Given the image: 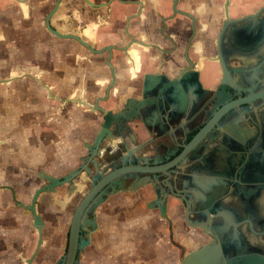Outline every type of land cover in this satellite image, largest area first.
Listing matches in <instances>:
<instances>
[{
  "label": "flooded vegetation",
  "instance_id": "obj_1",
  "mask_svg": "<svg viewBox=\"0 0 264 264\" xmlns=\"http://www.w3.org/2000/svg\"><path fill=\"white\" fill-rule=\"evenodd\" d=\"M26 5L28 54L34 59L26 74L43 88L45 99L57 102L51 108L59 115V147L74 156L54 176L81 171L73 184L54 193L61 206L56 218L69 214L68 226L53 220L51 226L42 216L43 244L34 261L40 253L42 264H65L80 201L104 176L126 168L136 172L117 174L88 204L101 202L95 213L88 212L98 227L90 235V228L83 230L75 264H111L107 251L96 250L105 247L99 217L116 213L113 203L133 195L137 214L161 215V199L167 205L178 201L187 232L176 240L167 207L172 264L188 256L192 264L193 253L212 240L219 247L206 248L202 264H251L257 254L264 256V182L257 181L255 166L258 127L237 118L247 97L240 93L264 89V0H26ZM39 71L36 81L32 77ZM262 103L255 99L244 112L254 118ZM223 109H230L228 120L220 118ZM200 130L198 148L184 156L173 153L176 138L188 143ZM0 189L10 192L15 208L33 217L13 192L24 204L33 195L26 203L12 183H1ZM8 205L12 208L11 201ZM10 214L1 210L0 219ZM9 224L0 220V233H7ZM37 242L38 235L35 247Z\"/></svg>",
  "mask_w": 264,
  "mask_h": 264
},
{
  "label": "crops",
  "instance_id": "obj_2",
  "mask_svg": "<svg viewBox=\"0 0 264 264\" xmlns=\"http://www.w3.org/2000/svg\"><path fill=\"white\" fill-rule=\"evenodd\" d=\"M25 5L23 7L16 0H0V80H11L0 83V108L6 111L5 117L0 114V184L6 183L4 174L53 173L72 164L74 158L72 152L66 153L59 147L62 139L59 115L56 108H51L57 102L45 99L43 88L26 74L34 59L28 54L31 52L27 47L30 23ZM36 62H41V59H36ZM41 77L42 71H39L32 78L38 81ZM134 197L113 203L120 208L116 210L118 213L100 215L99 220L104 227L100 232L101 241L105 247H96L97 253L106 254L107 251L111 255V264H140L142 260L150 264L156 261L172 264L167 260L170 247H174L168 220L153 210L146 214L135 213L137 203ZM5 209L10 212L11 208L8 205ZM168 210L173 215L175 238L179 240L187 228L178 201L171 199ZM26 219L14 217L13 220L19 221L15 225L8 221V232L3 235L9 239L10 247H15L21 229L26 228ZM97 243L101 244L98 238ZM107 245L111 247L110 252Z\"/></svg>",
  "mask_w": 264,
  "mask_h": 264
},
{
  "label": "water",
  "instance_id": "obj_3",
  "mask_svg": "<svg viewBox=\"0 0 264 264\" xmlns=\"http://www.w3.org/2000/svg\"><path fill=\"white\" fill-rule=\"evenodd\" d=\"M18 1V3H20L23 7L26 4V0H16ZM11 80H0V83H9ZM147 89V86H146ZM176 95L174 96L175 98V108H176V112L178 114L182 113L183 109H182V102L180 100V94L179 91L175 89ZM241 96L245 97V99H243V101H241L238 105V108H240L241 106L242 109H238V113L239 116L237 117L238 120L243 121L246 119H250L252 124L258 127V133L256 135V140L258 143V149L255 153V166H256V178L258 182H264V112L262 110V107H264V89H258L257 91L254 92H244L242 91ZM259 100L262 99L263 103L260 104L258 106V110L254 113V118L252 116H250L249 114H246L244 112V105H247L248 103H252V101L254 102V100ZM230 109H223L220 112V118L224 121V120H228V116H229V111ZM228 117V118H227ZM219 120V119H218ZM262 122V123H261ZM106 127H108L110 125V122H106ZM104 128L102 132H105L107 130V128ZM103 136H101V134L98 135V138L96 139L95 145L98 146L99 142H101ZM202 139H203V133L202 130H200L196 136H194V138H192L188 143L182 142L179 139H175L174 143V148L172 149L173 153L175 152H180L179 156H184L186 155L188 152H191L192 150H195L196 148H198V145H200L202 143ZM239 140L242 141V143L244 142V138L239 137ZM94 152H92V154H94ZM122 172V173H121ZM136 171L133 170L132 168H126V169H122V170H117V171H113L111 173H109L107 176H104L102 178V180L95 185L90 191H88V193L85 195V197L80 201L79 205L77 206L73 217H72V221H71V227H70V236H69V247H68V252H67V260L65 262V264H75V260H76V255L78 253V250L80 249V240H81V236H82V232L84 229L86 228H90L89 230V235L91 232H94L96 230V228L98 227V223L96 221V217L93 218H89L88 217V212L91 211L93 213H95L97 207L100 205L101 202L99 201H95L94 205H89L90 201L92 200V198L99 192V190L106 184H108L110 182V180H113V178L117 175V174H133ZM81 173L80 170L75 169L72 170L70 172H68L67 174H65L63 177H56L54 175H51L49 173L46 172H39L38 175L40 177V179L47 181V183H45L44 185L40 186L39 188L36 189V191L33 194V198L31 203L29 204H24L23 202L18 200V196L16 195V193L13 192L14 194V198L16 199V202L18 205L22 206L23 208H25L27 211L32 212L33 214V224L34 227L37 229L38 231V242L37 245L32 253V255L27 258L25 261V264H32L36 255L38 254L42 244H43V228H44V220L42 218V215L38 212V202L40 197L42 196V194L44 193H48V192H52V193H56L57 192V187L60 185H64V184H73L74 179ZM140 186H137V188ZM11 190H13L12 187H8ZM132 191H135L132 190ZM177 192H179L178 194L183 195V192H181L180 190H176ZM175 192V191H174ZM211 194V192L209 193V195ZM213 194V193H212ZM212 196V195H211ZM184 197V195H183ZM185 200V199H184ZM159 208H160V213L161 216L163 218H165L166 220H168L169 223H171V219L167 213V201L166 199H161V201L158 203ZM88 206V207H87ZM150 208L153 206H149ZM218 242L216 241H209L208 243L203 244L201 247H203L201 250H198L197 252L193 253V259L194 262L192 264H202L201 260L204 258V250H206V248L208 247H219ZM190 256H188L187 258H183L182 259V264H191L189 262V258ZM251 264H264V256L257 254L255 256V260L251 263Z\"/></svg>",
  "mask_w": 264,
  "mask_h": 264
},
{
  "label": "rangeland",
  "instance_id": "obj_4",
  "mask_svg": "<svg viewBox=\"0 0 264 264\" xmlns=\"http://www.w3.org/2000/svg\"><path fill=\"white\" fill-rule=\"evenodd\" d=\"M0 162H1V159H0ZM64 169H66V167ZM61 172H62L61 170H57L51 174L60 175ZM18 173L19 172H10L8 173V175H6L7 177L4 174L3 179L7 183L10 181L11 183L14 184V186L16 185L15 187L16 192H18L19 196L23 197L25 202L28 203L31 201L34 191L40 186H42L44 181L40 179L37 173L35 172H27V173H23V175L19 173L20 174L19 176L16 175ZM0 194L2 197V200L0 198V212L1 210L3 211L6 210L5 207L8 205L9 201H11V204H12L11 206L12 208L10 209L11 214L6 218H3L2 216L0 220L7 221V222L10 221L11 225H15L19 221L17 222V220L16 221L13 220L14 217L19 216L23 220L26 219V217H28L26 219L28 220V224L25 225L26 228L21 229V232L19 233L21 234L20 237H18L17 241L15 240L17 242L15 244V247H10L9 239L6 238L1 231L0 233V264H25L24 258L25 257L29 258V255L33 252L35 248V243L37 240V235H38L37 230L34 228L33 223H32L33 217L30 214L25 215V213L27 212L14 207V203L12 202V200H9L10 192L0 189ZM54 199H55L54 193L43 194L41 198L39 199V202L37 205L38 212L41 213L43 217L50 219L49 222L51 226H52L51 222L53 220V221H60L62 223V226L66 228L69 224L70 215L62 214L63 215L62 218L61 217L56 218V215L60 213L59 210H61V206L58 203H55L56 199L55 200ZM74 203L72 205L70 204L68 208L66 207V211L68 210L72 211L74 207ZM62 211H65V210H62ZM13 213H15L16 215H14ZM116 213L118 212L116 211ZM121 214H125V213L122 212ZM33 264H42V258H41L40 253Z\"/></svg>",
  "mask_w": 264,
  "mask_h": 264
}]
</instances>
